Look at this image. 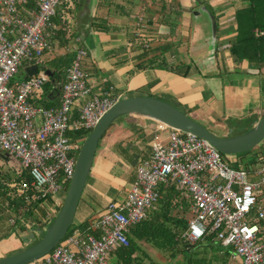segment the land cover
<instances>
[{
	"label": "built area",
	"instance_id": "2783aa9c",
	"mask_svg": "<svg viewBox=\"0 0 264 264\" xmlns=\"http://www.w3.org/2000/svg\"><path fill=\"white\" fill-rule=\"evenodd\" d=\"M80 1L36 0L35 9L24 13L28 0H0V152L28 172L34 200L51 195L60 201L81 147L71 143L68 133L92 132L118 102L112 88L93 91L82 65L88 52L77 45L60 87L59 106L34 103L49 83L45 70L19 84L14 80L26 68L46 66L50 40L61 29L54 22L57 12L63 8L60 22L71 29L70 11ZM144 24L142 16L137 24L142 41ZM170 129L169 140H155L151 155L138 163L124 199L108 203L88 231H74L30 264H120L116 252L129 246L128 234L147 219L160 199V185L175 187L190 203L192 218L181 235L183 242L196 246L214 235L232 260L264 264V152L256 153L253 164L234 169L231 163H239L237 158L229 161L208 141ZM114 256L117 261L112 262Z\"/></svg>",
	"mask_w": 264,
	"mask_h": 264
},
{
	"label": "crops",
	"instance_id": "0c3cea01",
	"mask_svg": "<svg viewBox=\"0 0 264 264\" xmlns=\"http://www.w3.org/2000/svg\"><path fill=\"white\" fill-rule=\"evenodd\" d=\"M197 2L215 12L214 18L207 20L200 11L193 14ZM242 4L239 0H81L70 11L71 29L59 21L63 8L57 12L54 22L61 29L53 34L44 61L50 70L54 62L68 69L77 45L88 52L82 65L94 92L112 88L118 101L136 96L166 98L167 103L182 108L185 114L191 112L203 126L226 137L234 133L233 121L249 124L250 119L254 123L264 115V70L253 63H236L230 54L236 36L235 12ZM142 16L146 25L143 41L137 39ZM145 42L148 48L142 45ZM169 45L170 50L163 53ZM154 57L164 59L175 70L148 67ZM161 64L156 60L155 65ZM185 67H189L187 76L182 75ZM56 96L49 107L59 106L61 93ZM79 108L80 104L74 107L73 116L79 114ZM170 131L138 116L124 117L108 128L78 204L77 228L97 220L108 203L124 199L135 181L138 163L151 155L155 140L167 142ZM16 169H21L19 164ZM4 204L0 197V258L11 254L13 245L21 251V240L34 224L32 219L22 218L26 228L22 230ZM209 255L197 264H242L231 259L229 250Z\"/></svg>",
	"mask_w": 264,
	"mask_h": 264
},
{
	"label": "trees",
	"instance_id": "16d2710c",
	"mask_svg": "<svg viewBox=\"0 0 264 264\" xmlns=\"http://www.w3.org/2000/svg\"><path fill=\"white\" fill-rule=\"evenodd\" d=\"M241 2L243 3L242 6L235 12L236 36L230 47V54L236 63H253L259 68V70L262 71L264 70V0H243ZM25 9L26 10H24V13L27 10H34V0H28ZM164 12L167 11L165 10ZM170 48L171 46L169 45L168 48L163 50V53L169 51ZM159 59L163 62V64L157 66L155 63L156 60L158 61ZM148 67H162L164 69L175 70L174 67L168 66L164 59H156L155 57L153 60L150 59V65H148ZM183 69L184 72H182V75L187 76L189 67H185ZM51 71L53 72V76L46 85L48 89H45L44 96H42L41 99H36L34 102L41 103L45 107L52 105L51 101L57 97L56 95L60 94L61 84L65 80L62 76V72L55 69V66L52 67ZM77 116H74V118H77ZM262 116L257 118L256 122L254 123L251 121V123L248 124L249 128L244 132L250 130L254 124H256L262 118ZM89 133L90 132L85 131H72L68 133V136L72 144H77L78 142L83 143L84 140L89 136ZM0 157L4 158L5 160L8 159L7 156L2 152H0ZM237 164L239 165V163ZM2 173H4V171L0 170V175ZM4 182L5 181H0V197H2L3 201L5 202V211H9L10 214L12 213L14 217L18 219L15 224L19 225L22 230H26V228L23 227L24 225H22V223H19V220L25 218L26 216L32 218L34 224L30 232L27 231L29 232V237L31 240L39 236L43 238L45 235V230L52 225L56 218L55 216L57 215L53 216L52 218L42 220L40 219L39 214L47 212V215H49L50 211L54 210V207L57 209V214L59 213L70 182H68L64 190V199L60 204H58L51 195H49L46 199L34 200L33 196L35 191L31 186V178L28 172L22 168L18 172L16 171L13 180L8 179V182ZM24 184L28 186L25 189L24 194L18 193V190ZM159 193L160 199L148 212L147 219L139 224L134 230H132L130 234H128L129 246L121 248L116 252L117 256L119 257L120 264H142V261L140 260L141 258H139L138 254L140 252L142 253L143 250L137 242H147L153 245L155 248L164 251H176L174 258H176V256L179 254L191 252L197 246L202 245L197 244L196 246H193L183 242L180 239L181 235L187 229L188 220L185 218L178 219L172 215V212L176 209H183L190 215V203L185 200L182 193L177 191L173 186L165 185L159 186ZM51 206L54 207L51 208ZM53 213L56 214L55 210ZM42 218H45V216ZM168 223H170V225H168ZM89 226V223L83 224L78 228L73 226V228L69 229L66 237L70 236L76 230L86 232L89 230ZM172 226L176 228V231L171 228ZM36 232L38 234H35ZM32 236H34V238H32ZM207 240L214 242V235H211ZM31 246L33 245H30L29 247Z\"/></svg>",
	"mask_w": 264,
	"mask_h": 264
},
{
	"label": "water",
	"instance_id": "95a60500",
	"mask_svg": "<svg viewBox=\"0 0 264 264\" xmlns=\"http://www.w3.org/2000/svg\"><path fill=\"white\" fill-rule=\"evenodd\" d=\"M38 70H45L50 78L53 76V72L45 65L27 68L20 74L32 77L37 74ZM127 116L148 118L169 128L193 134L208 141L223 155L251 151L264 141V115L247 132L233 136V131H231L228 136L220 137L170 103L145 96L122 99L101 118L95 129L84 140L62 208L42 240L30 248L0 258V264H30L48 255L63 241L73 224L95 154L104 134L112 124Z\"/></svg>",
	"mask_w": 264,
	"mask_h": 264
},
{
	"label": "rangeland",
	"instance_id": "374dc122",
	"mask_svg": "<svg viewBox=\"0 0 264 264\" xmlns=\"http://www.w3.org/2000/svg\"><path fill=\"white\" fill-rule=\"evenodd\" d=\"M239 1H243V0H239ZM193 7L196 9V10L193 11V14L196 11H200L202 14H204L206 16L207 20H211L212 18H214L215 12L214 13L210 12V10H209V8H208V6L206 4H204V3L199 4V2H197L196 4L193 5ZM145 29H146V25L144 24V28L141 26V30L145 31ZM65 60H66V58L63 59L64 62H65ZM54 64H56V65H52L51 64L50 66H52V67L55 66V69H57L58 71L62 72V76L65 78L66 75H67L66 68H65L66 66L63 65V64H60V62L59 63L58 62H54ZM25 79H26V75L19 74L18 76H16L15 81L19 84V83L23 82ZM45 89L46 90L48 89L47 86H45L44 90ZM156 99H159V100L164 101V102L168 101L166 98H162V99L156 98ZM176 108H178L180 111L183 112L182 108H180V107H176ZM187 113H188L187 115L190 118H192L194 121L196 120L194 115L192 116V114H189L191 112H187ZM254 120H255L254 118L250 119V121H254ZM196 121H198V123H200L201 125H204L203 122H201L199 119L196 120ZM232 124L235 127L234 128V133H233L234 136L242 134V132L246 131V129L249 128V126H247L248 122H244V121H240V120L233 121ZM206 125H208V124H206ZM206 128L212 130L214 133L217 134V132L214 131L211 128V126L208 125V126H206ZM105 136H107V133L105 134ZM263 146H264V141L262 143H260L258 147H256L255 149H253L251 151L244 152V153H239V154L227 155V157H228L227 159L229 161H230V159H235V158H237L239 160L240 165L231 163V167L234 168V169H238L241 166L253 164L256 153L260 152L261 150L264 152V147ZM15 163H17V165ZM18 164H19V162L16 159H14V158H8V159L5 160L4 158L0 157V170L4 171V173H2L0 175V179H1L0 181H5L4 183H6V182H8V179L13 180L14 177H15L16 171L18 172L20 170V169H16V168H18ZM15 169H16V171H15ZM6 172H8V173H6ZM5 174H8V175H5ZM63 199H64V196L62 195V197H61V199H60L58 204H60ZM53 207L54 206H51V208H53ZM54 210H55L56 214L53 213ZM54 210L50 211L49 215H47V212L40 213L39 214L40 215V219L44 220V219L52 218L55 215H58L57 214V209H55V207H54ZM172 215L174 217L178 218V219L185 218L188 221L192 218V216L189 215L183 209L174 210L172 212ZM44 216H45V218H42ZM27 217L28 216H26L25 218H27ZM55 217H57V216H55ZM28 218L32 219L30 217H28ZM13 219L15 221L18 220L15 217H13ZM93 222L94 221H92L91 224ZM19 223H22V220H19ZM75 225L76 224L73 221V224H72L71 228H73V226H75ZM168 225H170V223H168ZM48 228L45 230L44 233H46ZM171 228L174 231H176L175 227L172 226ZM35 234H38V233L36 232ZM41 240H42V237H40V236L31 240L29 235H27V238H25V240H21L22 244H21L20 248H18V249H20L21 251L25 250L30 245H35V244H37L38 241L40 242ZM137 243L140 245V247L143 250L142 253L140 252L138 254L139 258H141L140 260L142 261V264H151V263H153V264H194V263H196L197 264L198 261H200L202 258L210 256L209 255L210 252L216 253L217 251H220V250H223V251L229 250L228 248H222L219 244H216L214 242L211 243V241L206 240L205 242L203 241L202 243H199V244H202V245L197 246L196 248L193 249V251L188 252V253L186 252V253H183V254H179V255L176 256V258H174V254H175L176 251L160 250V249L155 248L153 245H151L150 243H147V242H137ZM22 246H23V248L21 249ZM13 247H12L13 248V252L11 254L7 255V257L12 255L13 253L17 252L16 250H14L15 249L14 245H13ZM178 250H179V248H178ZM205 259H207V258H205ZM113 261H117L116 257L113 258Z\"/></svg>",
	"mask_w": 264,
	"mask_h": 264
}]
</instances>
